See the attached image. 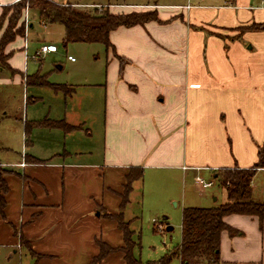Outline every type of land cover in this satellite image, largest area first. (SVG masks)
Listing matches in <instances>:
<instances>
[{"label": "crops", "instance_id": "0c3cea01", "mask_svg": "<svg viewBox=\"0 0 264 264\" xmlns=\"http://www.w3.org/2000/svg\"><path fill=\"white\" fill-rule=\"evenodd\" d=\"M16 1L0 0V5ZM119 6L156 10L159 21L112 30L101 80L81 84L80 98L101 102V161H69L55 152L39 162L23 153L14 168L0 162L7 170L1 172L7 191L4 218L0 215V262L9 264L23 253L29 258L25 264H88L98 251L96 238L120 246V230L101 216L100 209L118 211L117 193L130 167H141L143 176L133 182L129 202L136 189L142 200L158 197L160 186L164 193L159 199L172 202L176 199L172 188L179 181L184 186L186 179L194 181L199 175L214 184L216 170L234 164L248 168L257 160V149L264 142V0ZM253 24L263 28L240 32ZM15 40L6 47L11 52L7 63L19 74L20 78L13 74L16 82L23 84L29 76L27 47H21L24 61L20 52L15 59L11 48ZM55 52L57 48L48 53ZM51 88L70 102L79 94L71 87L65 88L68 92ZM90 90L97 91L96 97ZM41 101L40 96H32V103ZM81 102L68 103L71 114L65 107L62 117L52 115L50 105L45 114L76 128L34 126L32 134L35 130H58L65 136L86 132L84 126L92 116L88 108L82 111ZM62 152L66 159L84 153L73 144ZM262 181L264 167L256 170L251 182L255 200H264ZM224 221L241 234L221 232L220 259L264 264V219L230 214ZM21 237L29 241L31 251L20 244ZM101 264L125 263L121 254L112 253Z\"/></svg>", "mask_w": 264, "mask_h": 264}, {"label": "rangeland", "instance_id": "374dc122", "mask_svg": "<svg viewBox=\"0 0 264 264\" xmlns=\"http://www.w3.org/2000/svg\"><path fill=\"white\" fill-rule=\"evenodd\" d=\"M51 1L73 2L79 5L76 6L77 8L87 11L93 10L94 6L100 4L102 5V9L108 8L113 12L148 10L147 8H123L119 6L120 4L138 6V4H189L196 2V0ZM107 3H110V5H107ZM3 6L4 5H0V21L10 14H5ZM162 11H165V9H162ZM28 21L32 26L28 25L25 34L24 25L23 37L17 38L15 42L11 44V48L14 50L15 59L17 60L18 52H20L21 60H19L22 61L24 57L21 52H24V48L21 47L26 44L27 50L25 51L28 56L27 64L29 70L27 73L29 75L28 77H31V81L27 82L26 78L24 80L25 82L20 84L16 82L17 77L13 76V74L15 75L16 73H12L6 68L1 69L0 66V162L8 163V166H13L12 168H14V163L21 159L23 153L35 156L36 158H34H38L37 160L39 161H46L55 152L59 153L61 158L63 157L65 160L69 161L100 162L103 149L101 102L97 101V98H94L95 101H93V99L88 101L86 99L87 96L80 98L82 93L80 90L82 83L95 84L101 80L105 70V46L98 42H70L64 45L62 43V25L58 23L43 25L39 21L36 12L30 9L28 10ZM5 25L6 22L3 27H5ZM50 43L56 46L57 52L48 53L36 58L33 57L35 51L38 50L41 45ZM69 56L73 57L74 61H71ZM16 75L19 77V74ZM41 80L46 81L48 85L37 84V82ZM50 83L62 85V87L64 86V88H61L62 91H66L65 87L68 89H70V87L73 89L75 88V90L78 89L77 93L79 94L74 101L79 103L82 99V111L88 108V111L91 112L92 119L84 126V131L86 132L73 133L69 136L63 135L58 130H52V132L48 130H35L34 134H32L34 128L31 127L28 142L25 144L23 135L24 128L22 126L23 119H26L27 122L32 121L34 118H36V121L44 119L49 105L52 108V115L58 114L62 117L65 107L67 108L68 114H71L69 111L72 108V104L68 103H73L74 101L70 102V100L64 99L62 92L58 91L56 93L51 88L52 85H49ZM71 83L80 85H76L77 87L75 85L70 86L69 84ZM90 91H94L93 94L96 97L97 91ZM35 95L40 96L42 101L36 104L32 103V96ZM49 118L52 117L49 116ZM86 133L88 134L87 136ZM31 144H33V146ZM72 144L76 145V148L84 153L73 159H66L65 155L62 154V149L63 147L71 149ZM2 171L5 172L7 170L0 167V173ZM262 183L264 184V181H262ZM137 185L138 184H136V187ZM183 188L184 200H182ZM172 189L174 194H176V199H173L172 202L159 199V196L163 198L162 194L164 193V190H161V186L157 189V192H155L158 197H153L150 200L140 199L136 189L134 193L131 194L130 202L125 209L124 218L131 219L130 228L140 237V248L135 250V255L144 263L160 264L159 259L179 243L181 210L184 206L209 207L225 201V193L216 183L206 190H200L195 185L194 181L188 178L184 186L181 181H179L177 186ZM163 216L166 217V222L162 219ZM153 220L160 222L163 229L153 231ZM167 225L171 226L172 229L167 230ZM27 259H29L27 254H16L13 260L9 261V264H25ZM0 264H5L4 260L1 261ZM168 264H179V261L177 258H173Z\"/></svg>", "mask_w": 264, "mask_h": 264}, {"label": "trees", "instance_id": "16d2710c", "mask_svg": "<svg viewBox=\"0 0 264 264\" xmlns=\"http://www.w3.org/2000/svg\"><path fill=\"white\" fill-rule=\"evenodd\" d=\"M110 5V3H108ZM8 16L0 21V66L12 73H16L8 65L11 52H6L9 43L16 37H23L25 9L36 12L42 24L58 23L63 27L62 43L70 42L94 43L98 42L106 49L112 47L109 41V33L120 27H129L137 24H144L148 21H159L156 10H138L128 12H113L108 8L94 9L91 11L79 9L71 3L59 4L51 0H18L14 3L3 6ZM6 22L5 27H3ZM261 29L263 25H250L240 28ZM27 77V82L31 81ZM37 84H48L41 80ZM52 85L53 88H64L62 85ZM66 88V87H65ZM68 92V91H66ZM57 127L64 131H70L75 126L69 125L63 120L52 121L47 118L38 121H25L24 134L25 144L28 142L30 128ZM39 162L37 159H30ZM264 167V142L257 149V160L248 168H241L237 164L216 170L214 181L225 193V201L209 207L184 206L181 210L180 240L179 243L159 259L160 264H168L171 259L177 258L180 264H237L234 262L222 261L219 256L220 234L227 231L230 236L241 233L229 226L224 217L230 214H243L256 216L261 222L264 219V200H255L252 197L251 182L258 168ZM143 170L141 167H130L124 176V183L119 197L118 211L115 213L100 209L101 216L113 221L122 235L120 246H111L100 238L95 239L97 253L91 257L88 264H101L103 260L112 253L122 255L125 264H149L144 263L135 255V250L140 248V237L130 228V220L124 218V209L129 202V194L132 191L134 181L141 179ZM7 185L0 173V215L4 218V193ZM166 222V219H163ZM163 222V221H161ZM153 231H157L153 223ZM168 226V225H167ZM20 244L29 251V241L20 238ZM35 258L41 255H35Z\"/></svg>", "mask_w": 264, "mask_h": 264}, {"label": "built area", "instance_id": "2783aa9c", "mask_svg": "<svg viewBox=\"0 0 264 264\" xmlns=\"http://www.w3.org/2000/svg\"><path fill=\"white\" fill-rule=\"evenodd\" d=\"M105 6V5H104ZM95 7L102 9V5H96ZM23 20H24V25H25V34H26V30L28 29V25H29V21H28V9H25L24 14H23ZM56 50V46L53 44H43L41 45V47L35 51L33 57H40L42 55H45L48 52L51 51H55ZM69 59L71 61L74 60L73 57L69 56ZM194 183L195 185L200 189V190H204L210 186H212L213 184V180H206L203 177L196 175L194 177ZM153 223L155 224L157 230H162L163 226L160 222H158L157 220H153Z\"/></svg>", "mask_w": 264, "mask_h": 264}, {"label": "water", "instance_id": "95a60500", "mask_svg": "<svg viewBox=\"0 0 264 264\" xmlns=\"http://www.w3.org/2000/svg\"><path fill=\"white\" fill-rule=\"evenodd\" d=\"M171 228H172L171 226H167V227H166L167 230H170Z\"/></svg>", "mask_w": 264, "mask_h": 264}]
</instances>
